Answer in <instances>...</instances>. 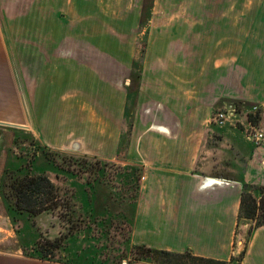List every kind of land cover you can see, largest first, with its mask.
<instances>
[{"label": "crops", "instance_id": "crops-1", "mask_svg": "<svg viewBox=\"0 0 264 264\" xmlns=\"http://www.w3.org/2000/svg\"><path fill=\"white\" fill-rule=\"evenodd\" d=\"M183 1L155 0L161 19H154L153 12L155 22L147 32L137 108L123 159L117 151L126 90L121 79L102 78L105 70L95 73L73 51H61L60 44L64 40L70 44L69 31L76 26L69 18L72 11L67 9L70 15L61 18L60 0L46 9L44 0H0V123L24 127L13 130L68 156L142 169L127 252L134 245H144L175 253L189 250L198 257L227 262L245 246L240 264H264V226L253 232L246 245L244 237L235 241L241 184L264 186V143L254 147L236 131L224 130L223 138L242 141L249 155L239 165L241 151L231 147L226 150L228 157L225 154L219 161L214 155L219 140L210 131L212 110L221 101L257 104L264 114V88L247 80L251 60L243 53L244 46L235 44L236 28L245 24L235 19L230 8L227 16L226 11L217 12L225 0H207L203 19L188 22L180 8ZM139 6L135 5L133 15L128 10L131 18L121 20L123 31L129 33L137 24ZM92 9L91 0H84L79 11L85 18L78 22L85 28L92 27L87 18ZM169 12L176 18L164 17ZM219 13L224 17L216 19ZM103 17L95 21L103 29L99 50L118 58L123 53L119 42L107 51L110 18ZM13 44H19L18 63ZM124 56L131 59L128 53ZM80 69L89 77L82 87L74 82L81 79ZM46 76L51 78V89ZM2 206L0 218L5 214L7 218L0 195ZM35 215L39 220L52 217L55 226L65 228L57 215ZM247 227V223L242 226ZM0 264L64 263L0 251Z\"/></svg>", "mask_w": 264, "mask_h": 264}, {"label": "rangeland", "instance_id": "rangeland-1", "mask_svg": "<svg viewBox=\"0 0 264 264\" xmlns=\"http://www.w3.org/2000/svg\"><path fill=\"white\" fill-rule=\"evenodd\" d=\"M27 1L34 3L35 0ZM206 1L184 0L183 3L181 2V7H179L183 8V18L193 23L203 19L202 10L205 9L204 2ZM220 1L222 3V0ZM202 2L204 6H202ZM57 4V0H44L45 9L47 6L51 8L52 5ZM137 4H140L139 9L141 10L143 0H91L93 9L90 17L88 14L87 18L92 21V27L86 26L87 28H85L83 24L78 22H83L85 18L83 12L79 11L84 8V0H60L57 6L60 8L61 18L69 14L66 11L69 9L73 14V17L69 16V18H72V23L76 25L69 31L70 38L68 41L70 44L67 43V40L60 44L61 51H70L71 53L73 51L77 60H84L95 70V73L105 70L106 76L103 74L102 78L121 79L123 88L126 90V87L131 85L129 77L132 63L138 60L144 41L147 48L149 40L147 32L149 26L155 22L153 12L156 16L154 19H161L160 15L157 16L159 5L156 3L155 6V0H153L147 24L140 27L138 25L140 18L138 17L137 24L131 32L123 31L124 29L120 26V23L123 22L121 20L131 13L128 10H132L131 15H133V10ZM229 8L233 10L235 19L245 24V27L238 26L236 28L235 44L237 47L243 45V53L246 58L251 60L249 61L251 65L246 67L247 80L252 79L254 82H258L255 83V86L264 88V0H225V4L219 5L217 12L226 11L225 15L227 16ZM220 13L216 15V19L224 17ZM103 15L102 19L110 18L106 28L108 31L107 51H110L111 45L113 48L116 46L114 42H119L118 47L123 49L124 54L116 55L118 58H112L109 53H101L99 50L100 44L103 43L100 41L99 33L103 29L95 21ZM131 15L125 20L131 18ZM163 15L168 19L176 18L175 13L171 12L163 13ZM115 22L119 26L115 25ZM12 46L16 50L15 57L18 63L19 44ZM127 53L131 59L123 57ZM256 60L259 62L257 65L259 70L255 65ZM240 64L243 63H239V66ZM80 73L81 79L74 82L82 87L85 77L88 82L89 77L81 69ZM112 74L116 76L111 77ZM46 78V83L51 89V78L47 76ZM77 92L83 93L84 91L77 89ZM228 101L235 102L236 100L224 102ZM224 102L221 101L220 105L213 108L211 115ZM246 104L251 105L250 103ZM136 108L137 102L133 111V118ZM156 108L153 104L151 109L154 113ZM261 113L262 111L253 122L264 133V114ZM244 120L245 116L243 115L238 117L233 124L221 129L211 124L210 131L219 140L214 145V155L219 161L227 153L226 150L231 149V147L241 151L242 156L239 165L249 155V150H244L242 141L232 142L224 139L223 134H221L224 130L236 131L246 140L245 128L241 124ZM127 125L128 119L125 121L123 118L121 138L125 135ZM13 133H15L13 128L0 126V149H3V152H0L3 155L0 156V159H5L4 162L0 163V182L7 171L16 176L44 175L49 178L53 184V191L46 196V204L42 208L46 209L39 213L48 212L50 215H57L65 224V228L59 229L58 226H55L52 217L46 219L41 217L39 220L32 211L33 208L38 207L34 204L35 200L38 201V199H33L30 205L23 203L20 208L14 206L12 207L14 210L5 209L9 215L7 214V218L6 214L0 218V251L64 264H132L128 258H125V254H127L126 246L128 245V229L133 213V203L137 193L135 179L138 177V172L136 168L115 166L111 163L104 164L105 162L102 161L97 163L94 158L79 156H74L72 159L73 166L68 168L61 158L52 155L57 151L41 145L29 134L14 142L15 135ZM227 157L228 154L225 155V158ZM82 159H88L85 161L86 164L80 162ZM76 169H80L82 172ZM50 206H52V211L48 208ZM0 210L4 211L3 206ZM240 239L241 237L238 240ZM52 242H55L53 246ZM48 243H51V246L47 245ZM234 246L237 247L236 244ZM243 249H240L239 253Z\"/></svg>", "mask_w": 264, "mask_h": 264}, {"label": "trees", "instance_id": "trees-1", "mask_svg": "<svg viewBox=\"0 0 264 264\" xmlns=\"http://www.w3.org/2000/svg\"><path fill=\"white\" fill-rule=\"evenodd\" d=\"M153 0H143L141 7V14L139 20V26L144 27L150 17V12L152 8ZM146 43H142L140 50V55L138 60L133 61L132 69L130 73V86L126 87V100L124 109V119L127 121L128 125L125 131V135L121 138V142L118 147L117 157L125 159L126 151L129 144V138L132 129V118L133 111L136 106L138 89L140 85L141 69L143 63V57L145 54ZM16 131L14 133V142L19 140L20 137L26 136L23 131ZM24 141V140H23ZM55 157H59L65 162L68 168L72 167V159L74 156H68L63 153H53ZM85 158V157H83ZM88 159H82L80 162L86 164L85 161ZM96 160V159H95ZM97 163L101 161L96 160ZM104 164H108L105 162ZM75 166V165H74ZM76 168V167H75ZM80 171V169H76ZM138 172V177H136V191L138 190V184L141 178L142 169L136 168ZM82 172V171H80ZM53 191V184L44 175L37 176H16L14 173L5 172L1 182H0V194L3 202L8 211L14 210L12 207L20 208L22 204H31L33 199L35 200V206L33 208V213L37 214L42 210L43 206L46 204V196L50 195ZM51 210L52 206L48 207ZM54 208V207H53ZM36 209V210H35ZM52 211V210H51ZM61 217V215H59ZM62 218V217H61ZM247 223V229L243 230L242 226ZM264 226V186L263 185H251L242 183L241 184V194H240V204L237 215V226H236V238L235 241L240 237H244L245 245L253 232ZM235 242V243H236ZM55 242H52V246ZM47 245L51 246V243ZM245 247V246H244ZM42 248V247H41ZM125 258L134 264L138 262H146L149 264H240L245 248L237 256L232 257L229 261H220L209 258H203L195 256L191 251L187 250L182 253L170 252L167 250H159L149 248L144 245H134L131 247L130 251H126Z\"/></svg>", "mask_w": 264, "mask_h": 264}, {"label": "built area", "instance_id": "built-area-1", "mask_svg": "<svg viewBox=\"0 0 264 264\" xmlns=\"http://www.w3.org/2000/svg\"><path fill=\"white\" fill-rule=\"evenodd\" d=\"M261 107L257 104H246L243 102H224L220 108L211 115V124L217 128H223L236 122V119L245 116L244 126L245 139L254 147L264 143V133L254 125V119L260 115ZM241 246V242L238 243ZM237 256V255H236Z\"/></svg>", "mask_w": 264, "mask_h": 264}, {"label": "water", "instance_id": "water-1", "mask_svg": "<svg viewBox=\"0 0 264 264\" xmlns=\"http://www.w3.org/2000/svg\"><path fill=\"white\" fill-rule=\"evenodd\" d=\"M0 126L17 128V129H24V127H21V126H17V125L15 126V125H9V124H2V123H0Z\"/></svg>", "mask_w": 264, "mask_h": 264}]
</instances>
